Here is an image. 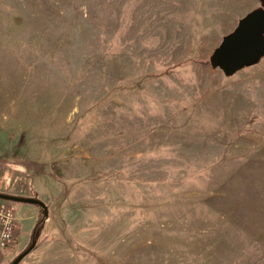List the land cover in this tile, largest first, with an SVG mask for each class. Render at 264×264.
I'll return each mask as SVG.
<instances>
[{"label": "rangeland", "instance_id": "rangeland-1", "mask_svg": "<svg viewBox=\"0 0 264 264\" xmlns=\"http://www.w3.org/2000/svg\"><path fill=\"white\" fill-rule=\"evenodd\" d=\"M261 8L0 0V191L47 205L0 199L22 224L0 264L37 211L18 264H264V54L210 62Z\"/></svg>", "mask_w": 264, "mask_h": 264}, {"label": "water", "instance_id": "water-1", "mask_svg": "<svg viewBox=\"0 0 264 264\" xmlns=\"http://www.w3.org/2000/svg\"><path fill=\"white\" fill-rule=\"evenodd\" d=\"M264 54V9H255L243 17L236 28L224 36L221 44L210 56L213 66L232 74L246 64L257 61ZM0 199L38 204L47 217L46 203L35 196L18 195L0 191ZM36 240L20 252L10 264H18L34 247Z\"/></svg>", "mask_w": 264, "mask_h": 264}, {"label": "built area", "instance_id": "built-area-1", "mask_svg": "<svg viewBox=\"0 0 264 264\" xmlns=\"http://www.w3.org/2000/svg\"><path fill=\"white\" fill-rule=\"evenodd\" d=\"M18 218L10 204L0 201V245L6 246L16 235Z\"/></svg>", "mask_w": 264, "mask_h": 264}, {"label": "crops", "instance_id": "crops-1", "mask_svg": "<svg viewBox=\"0 0 264 264\" xmlns=\"http://www.w3.org/2000/svg\"><path fill=\"white\" fill-rule=\"evenodd\" d=\"M12 193H15V194H20V195H26V196H30L29 194H31V191H30V188L27 186V185H24V186H21V185H19V186H17L13 191H11ZM23 209H24V211H29V212H32V209H30V208H26L25 206H23ZM41 213H42V211H41ZM40 214V211H37V213H35V214H33V213H31L30 215H29V217L30 218H32V219H34V222L36 221V218L38 217V215ZM33 222V223H34ZM32 223V224H33ZM20 224V223H19ZM21 228H22V224H20V232H21ZM35 248V247H34ZM33 248V249H34ZM32 249V250H33ZM31 250V251H32ZM30 251V252H31ZM30 252L27 254V255H29L30 254ZM26 255V256H27ZM26 256L24 257V258H26ZM23 258V259H24ZM22 259V260H23ZM21 260V261H22Z\"/></svg>", "mask_w": 264, "mask_h": 264}, {"label": "trees", "instance_id": "trees-1", "mask_svg": "<svg viewBox=\"0 0 264 264\" xmlns=\"http://www.w3.org/2000/svg\"><path fill=\"white\" fill-rule=\"evenodd\" d=\"M44 216L42 215V218ZM41 223H42V220L39 219V216L36 218V221H35V225H34V229H33V233H32V238H31V241L34 239V240H37L38 236H39V231H40V227H41Z\"/></svg>", "mask_w": 264, "mask_h": 264}]
</instances>
